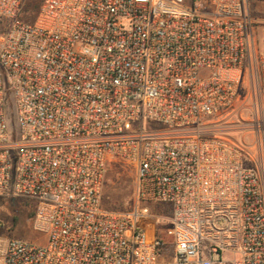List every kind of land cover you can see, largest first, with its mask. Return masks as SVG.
Wrapping results in <instances>:
<instances>
[{"label":"built area","instance_id":"1","mask_svg":"<svg viewBox=\"0 0 264 264\" xmlns=\"http://www.w3.org/2000/svg\"><path fill=\"white\" fill-rule=\"evenodd\" d=\"M252 1L42 0L25 23L0 0V196L45 236L0 233V264H160L167 239L171 264H264V163L225 137L244 79L264 96ZM115 163L127 212L102 204Z\"/></svg>","mask_w":264,"mask_h":264},{"label":"rangeland","instance_id":"2","mask_svg":"<svg viewBox=\"0 0 264 264\" xmlns=\"http://www.w3.org/2000/svg\"><path fill=\"white\" fill-rule=\"evenodd\" d=\"M33 3L41 0H32ZM252 3V4H251ZM250 3L251 16L264 15V0H253ZM31 15V12H29ZM5 26L0 27V33ZM259 116V118H258ZM262 121V122H259ZM231 123L225 131V137L235 144L240 140L248 146L247 161L255 164L264 163V96L254 92L252 81L245 78L234 111L228 121ZM136 168L131 164L115 163L108 168L103 186V207L113 212H127L136 202ZM34 205L32 202L14 196H0V233L9 237L20 238L35 245L42 244L45 236L32 228L31 218ZM152 212L166 214L161 206H151ZM156 223V222H155ZM13 230H10L11 225ZM154 233L166 230L165 220L151 224ZM174 259L173 245L167 239V245L159 257L160 264H171Z\"/></svg>","mask_w":264,"mask_h":264},{"label":"trees","instance_id":"3","mask_svg":"<svg viewBox=\"0 0 264 264\" xmlns=\"http://www.w3.org/2000/svg\"><path fill=\"white\" fill-rule=\"evenodd\" d=\"M42 0L41 1H37L35 3H33L32 0H25L21 10H20V13H19V20H21L22 22H25V23H31L32 21H34L35 17H36V14L39 10V7H40V4H41ZM29 12H31V15L29 14ZM5 26V29L7 27V25L3 24ZM158 206V205H157ZM33 215V213H32ZM14 228V225L12 224L11 227H10V230H13ZM157 236L160 235V233H156Z\"/></svg>","mask_w":264,"mask_h":264},{"label":"crops","instance_id":"4","mask_svg":"<svg viewBox=\"0 0 264 264\" xmlns=\"http://www.w3.org/2000/svg\"><path fill=\"white\" fill-rule=\"evenodd\" d=\"M247 159H248V158H247ZM247 164L250 165V166H255V167H256V166H257V167H261V166H262V164H255V165H254L252 162H248V161H247Z\"/></svg>","mask_w":264,"mask_h":264}]
</instances>
